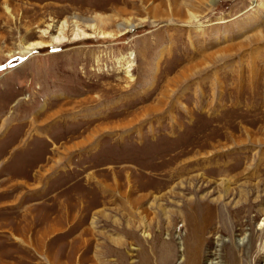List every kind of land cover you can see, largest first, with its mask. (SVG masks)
I'll return each mask as SVG.
<instances>
[{
  "label": "rangeland",
  "instance_id": "obj_1",
  "mask_svg": "<svg viewBox=\"0 0 264 264\" xmlns=\"http://www.w3.org/2000/svg\"><path fill=\"white\" fill-rule=\"evenodd\" d=\"M224 180L262 247L264 0H0V264H139V239L160 264L158 236L184 264L187 202ZM218 222L201 264H228Z\"/></svg>",
  "mask_w": 264,
  "mask_h": 264
},
{
  "label": "bare ground",
  "instance_id": "obj_2",
  "mask_svg": "<svg viewBox=\"0 0 264 264\" xmlns=\"http://www.w3.org/2000/svg\"><path fill=\"white\" fill-rule=\"evenodd\" d=\"M176 8L180 10L181 7L176 5ZM179 10L178 11L175 10V11L180 13ZM189 12H192V11H189ZM188 16L189 15L187 13L186 18ZM183 17L184 15L182 16V18ZM189 18L191 22L198 20L196 13L195 14L190 13ZM89 22H92V21L89 20ZM122 25L124 26V31H130L133 28V26L127 22H125ZM98 27L100 26H95V25L90 26V28L92 29L96 28L94 31V35H98L104 38L114 37L113 33L102 32L100 31ZM200 27H202L201 24L198 26V29ZM60 29H61L60 36L54 38L55 41L67 40V38L64 36L67 31L69 32L71 31L74 39H86V38L92 37L91 35L87 34L84 28H81V26L79 25L70 26L68 22L62 23ZM31 47L24 48V50L22 51V54H27V55L32 54L33 48ZM128 67L130 68L132 66H128ZM220 166H221L220 164H216V173H218L217 169ZM224 183L225 184H223V195H221L220 197L211 199L210 196L206 194V195H201L199 198L198 197L191 198L187 202V208L190 212L189 215L187 216V222L191 225L192 232L189 237L190 245L188 246V249L186 252L188 257L185 255L187 259L185 258L186 261L184 264H201L202 263L201 261L202 247L208 241V239L206 238V235L209 233L210 229L212 228L216 220L220 222L219 224L220 227L217 228V232H215L214 234L219 240L218 246L220 244L222 247H225L226 257H227L226 262L228 264H249V263H244L242 261V258L240 257L241 253L245 254V257L247 261L249 262L248 259L253 257L254 250L256 248L260 249V251L262 252L264 251V243L262 244V247H258L257 245L260 238L258 239L256 234L254 235L248 231L246 232L245 230L238 229L240 225L239 223H240L241 216L244 213H247L248 211L250 212L252 209L249 193L246 191V189L238 190L236 188H233V185L235 184L233 180H229V181L226 180ZM223 199L226 201L228 200V202L222 201ZM159 210L166 213V211L162 210V208H160ZM261 215L262 214L260 211L259 217ZM140 226L141 225H139V228ZM143 226H144L143 229L145 227L147 228V225H143ZM260 227L261 228L264 227V221L260 223ZM135 229H136V226L129 222L128 225L126 226V234H128L129 236L135 237L136 236ZM222 232L226 233L227 235L225 236V240L220 235V233ZM262 233H264L263 229H260V235H262ZM156 240L160 244L159 245L160 253H161V255L159 256L160 264H170L174 257L173 251L170 245H167L161 242V239L159 238V236L156 237ZM138 241H139V246L141 249L139 252V256L141 258L139 261V264H152L151 256L149 254H151V251H154V246H152L151 249H148L150 247L146 244L147 243L146 241H143L141 239H139ZM114 242L117 245H119L118 247L117 246L115 247L114 252L120 256L122 264H134L133 262L131 263L128 258H126L125 254L123 253L121 249V246L124 245V243L121 241H114ZM146 246H148V248H146ZM218 257H219V254H218ZM220 261H218L216 253L215 254L210 253V255L207 256L206 260H204L203 264H222Z\"/></svg>",
  "mask_w": 264,
  "mask_h": 264
}]
</instances>
